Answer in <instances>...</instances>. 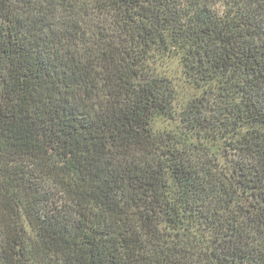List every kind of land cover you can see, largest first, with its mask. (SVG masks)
Here are the masks:
<instances>
[{"label": "trees", "instance_id": "trees-1", "mask_svg": "<svg viewBox=\"0 0 264 264\" xmlns=\"http://www.w3.org/2000/svg\"><path fill=\"white\" fill-rule=\"evenodd\" d=\"M0 264H264V0H0Z\"/></svg>", "mask_w": 264, "mask_h": 264}]
</instances>
